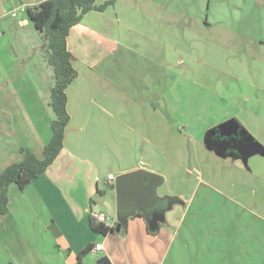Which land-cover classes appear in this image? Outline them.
I'll list each match as a JSON object with an SVG mask.
<instances>
[{"label":"crops","instance_id":"0c3cea01","mask_svg":"<svg viewBox=\"0 0 264 264\" xmlns=\"http://www.w3.org/2000/svg\"><path fill=\"white\" fill-rule=\"evenodd\" d=\"M42 1L0 0V171L22 147L40 158L51 137L52 67L47 59L46 93L7 33ZM67 48L78 75L66 88L63 148L24 188L9 186L0 264H78L82 251V264H264V0H116L85 13ZM229 119L236 136L211 132ZM136 169L162 176L164 208L185 205L173 232L133 214L94 231L91 212L108 213L95 196L117 213L109 187ZM194 206L203 214L188 216ZM240 218L256 224L242 230L251 234L223 232ZM212 221L222 227L201 228Z\"/></svg>","mask_w":264,"mask_h":264},{"label":"trees","instance_id":"16d2710c","mask_svg":"<svg viewBox=\"0 0 264 264\" xmlns=\"http://www.w3.org/2000/svg\"><path fill=\"white\" fill-rule=\"evenodd\" d=\"M115 1L105 0L102 4H96V0H44L39 4L26 7L25 12L29 20L46 41L48 63L53 70L49 100L53 114L51 137L44 145L40 158L31 150L22 147L20 148L22 158L11 162L0 171V217L8 209L9 186L16 184L19 188H24L51 165L63 148L65 128L70 119L66 88L78 75L72 64V55L67 48L70 28L78 23L85 13L91 10H102ZM133 215L143 216L139 211H135ZM89 222L94 231L102 234L115 229V223L108 226L95 222L91 214ZM90 248L91 245L87 249ZM84 253L85 251H82L78 254V264H82L80 258Z\"/></svg>","mask_w":264,"mask_h":264},{"label":"rangeland","instance_id":"374dc122","mask_svg":"<svg viewBox=\"0 0 264 264\" xmlns=\"http://www.w3.org/2000/svg\"><path fill=\"white\" fill-rule=\"evenodd\" d=\"M17 20L18 18H12L10 15H8L3 21L5 22L10 21V24H14L17 22ZM7 33L12 39V44L14 45V49L16 53L19 55V57H21V59L25 60V63H27L26 66L29 72V76L31 77V79L34 81V83L39 89L41 88L42 91L47 93L48 89L47 87H45V85H46V82L49 80L48 69H47L48 50H47V47L42 46L43 40H42V36H40L41 33L33 28L32 22L29 23L28 26H25V28L20 29L18 33H15L14 29L13 30L7 29ZM14 41L17 42V45ZM31 65L33 66V68ZM48 68H50V66ZM181 177L182 176H178V178H181ZM175 185L176 186L179 185L177 181L176 182L173 181L174 189L176 187ZM182 185L183 183L179 187H181ZM100 186L102 189H105V191L112 192L110 189H108V187L103 182L100 183ZM168 186L170 187V183L167 184V188ZM95 197H96V200L99 199V205L101 206V209L106 210L112 216V218H114V220H117L116 222V225H117L118 222L121 220V218L116 213V210H114L113 207L109 206L107 197L102 193H98ZM164 197L169 198L171 196L167 195ZM179 202L180 201H178V199L171 198V201L169 203V206H167V208H163L161 210L155 211L153 215V222L149 223L150 227L156 230L157 228H159V224H161L164 226L165 230H168L169 232H173L174 226L175 224H177V220L180 217L181 212L183 211L182 210L183 207L185 206L184 204L179 203ZM200 211L201 209L198 208V206H194L193 208H191V211L189 210L187 215L189 216L190 212L191 213L196 212L195 216H197L198 214H203V212L202 211L200 212ZM235 211H236L235 208L233 207L230 208L229 215L230 216L235 215L236 214ZM198 219H199L198 217L195 218L196 227L199 225ZM187 220L189 219L187 218ZM240 220L242 219L240 218ZM203 226L206 227V230L215 231L217 228L222 227V224H220L219 226H215L214 222L212 221L211 223L203 224L201 228ZM246 227L252 229L256 227V224L254 222L249 221V218L246 220H242V222L236 223L234 221V224H231V225L228 224L227 228L224 229L223 232L227 230L228 232L229 231H241L243 233L251 234V231H242ZM185 230H188L187 223L183 225L180 231H185ZM248 237L247 239H250ZM239 238L240 236L236 237L235 240L239 241ZM246 258H247V255L245 253L243 259H246Z\"/></svg>","mask_w":264,"mask_h":264},{"label":"water","instance_id":"95a60500","mask_svg":"<svg viewBox=\"0 0 264 264\" xmlns=\"http://www.w3.org/2000/svg\"><path fill=\"white\" fill-rule=\"evenodd\" d=\"M237 129V122L234 119H229L211 129V132L218 130L221 134L236 136ZM162 180V176L143 169L119 174L109 187L115 191L117 214L120 217H125L139 211L148 223L153 222L154 212L166 207L169 199L161 198L157 194V187L162 183ZM49 228L53 232H57L54 223H51ZM116 230H119V225Z\"/></svg>","mask_w":264,"mask_h":264},{"label":"built area","instance_id":"2783aa9c","mask_svg":"<svg viewBox=\"0 0 264 264\" xmlns=\"http://www.w3.org/2000/svg\"><path fill=\"white\" fill-rule=\"evenodd\" d=\"M16 13L13 12V15ZM114 179V176L109 175V180ZM91 216L95 222L104 223L105 225L112 226L114 224L113 218L106 212L102 210L92 211ZM102 249L101 243H96L91 249L90 252L92 254H95L97 251Z\"/></svg>","mask_w":264,"mask_h":264}]
</instances>
